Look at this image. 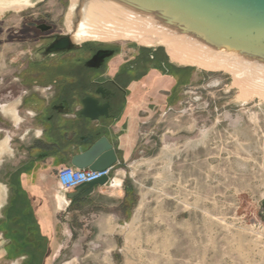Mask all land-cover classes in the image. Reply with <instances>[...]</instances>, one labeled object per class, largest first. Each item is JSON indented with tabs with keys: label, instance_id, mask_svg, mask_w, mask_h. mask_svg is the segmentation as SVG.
Here are the masks:
<instances>
[{
	"label": "rangeland",
	"instance_id": "1",
	"mask_svg": "<svg viewBox=\"0 0 264 264\" xmlns=\"http://www.w3.org/2000/svg\"><path fill=\"white\" fill-rule=\"evenodd\" d=\"M71 2L40 0L21 12L0 13V37L9 46L2 52L3 74L14 71L5 54L36 45L8 40L13 31L30 18L68 34ZM85 44L118 46L123 55L131 45L141 46L129 39L79 43ZM171 61L187 68L183 80L177 70L157 72L141 80L148 89L141 82L130 89L140 102L131 108L137 118L131 153L118 168L126 174V224L99 228L89 213L70 212L60 218L52 264H264V100H245L227 72ZM45 90L37 94L49 95ZM10 100L0 102L7 106L6 113L0 109L4 153L27 130L31 138L32 129L44 127L27 110L19 109L17 116L18 105ZM7 247L0 241V251ZM52 251L45 246L34 264H49ZM3 260L0 264L18 263Z\"/></svg>",
	"mask_w": 264,
	"mask_h": 264
},
{
	"label": "flooded vegetation",
	"instance_id": "2",
	"mask_svg": "<svg viewBox=\"0 0 264 264\" xmlns=\"http://www.w3.org/2000/svg\"><path fill=\"white\" fill-rule=\"evenodd\" d=\"M23 26L13 31L14 39L8 40L35 42L36 45H19L17 50L4 55V62L14 71L8 74L0 71V85L3 86L0 88V102L20 100V109L34 110L44 123L40 143L48 144L56 150L57 145L62 146L63 141L72 150H87L105 136L108 124L139 104V99L130 90L135 84L141 82V86L148 89L150 85L141 80H147L157 72L170 75L171 71L178 69L165 49L139 45H131L129 55H123L118 46L85 44L69 52L45 57L46 50L61 36L56 32L55 25L44 19L27 18ZM4 40L0 37V64L2 52L9 47L2 44ZM39 88L46 89L49 95L37 94ZM88 98L97 101V109L88 110L92 115H101L98 121L79 116L86 109L84 101ZM0 109L6 113L7 106L0 104ZM16 115L19 116L17 111ZM68 116H72L73 120H66ZM58 123L62 125L56 132ZM64 127L68 128L66 134L63 132L66 130ZM80 131H83L82 135ZM51 132H56V135H53V142L48 143L47 138L52 136ZM43 157L47 158V154ZM62 159L60 151L52 158V167H63L59 165ZM13 223L14 220L11 223L7 221L4 227L0 224V231L5 233L4 237L6 235L9 240L16 241L14 238L20 231L9 229ZM26 232L31 235L25 237L31 252L26 254L21 264H34L35 256L43 254L44 247L48 245L53 250L49 263L52 264L57 231L52 229L50 237L41 238L36 237V231L29 227Z\"/></svg>",
	"mask_w": 264,
	"mask_h": 264
},
{
	"label": "crops",
	"instance_id": "3",
	"mask_svg": "<svg viewBox=\"0 0 264 264\" xmlns=\"http://www.w3.org/2000/svg\"><path fill=\"white\" fill-rule=\"evenodd\" d=\"M20 102V100L16 101L18 114H20ZM27 111L32 119L37 117L34 110ZM65 118L73 120L72 116ZM136 122L135 113L129 110L106 126L104 135L111 141L119 157V162L113 169V183L110 186L98 188L93 195L82 200L70 199L71 192L58 190L60 187L54 175L56 169L50 165V159L62 151L64 165L71 166L73 156L80 151L71 149L68 152L70 147L65 141L62 146L57 145V150L48 144H41L44 127L32 129L31 138H27L29 132L27 130L25 135L18 136L16 146L9 143V148L5 153L1 148L2 141H0V224L4 227L7 221L11 223L14 220L9 229L14 228L20 231V234L14 238L16 241L9 240L6 235L4 237L5 233L0 231V241L9 245L4 251H0V259L18 261L15 264L24 261L26 254L31 252L28 247L29 243L27 245L25 242V237L31 236L26 232L28 227L36 231L35 235L38 238L50 237L52 229L58 230L60 218L66 220L70 212L79 214V216L82 213H89L88 216L98 218L99 228H105L110 224L118 228L126 224L122 216L128 208V204L124 201L126 199V174L118 168L131 153L132 148L130 147L136 135ZM20 123H17L16 131H19ZM56 126H58L56 131L58 132L61 124L58 123ZM2 130L4 127L0 124V132H3ZM51 134L52 136L47 138L48 143L54 140V132ZM32 140L34 143L31 142ZM57 140L59 141V137ZM44 154H47V158L43 157ZM105 214H110V217H105ZM30 221L33 222L32 225Z\"/></svg>",
	"mask_w": 264,
	"mask_h": 264
},
{
	"label": "water",
	"instance_id": "4",
	"mask_svg": "<svg viewBox=\"0 0 264 264\" xmlns=\"http://www.w3.org/2000/svg\"><path fill=\"white\" fill-rule=\"evenodd\" d=\"M36 1L40 0H31L34 5ZM90 1L102 2L118 14L144 22L146 27L148 24L157 32L184 38L202 50L231 58L239 68L264 76V0H79L73 9L74 30ZM79 47L81 45L74 42L68 32L50 45L45 57ZM156 47L163 48H148ZM84 104L86 109L79 116L98 121L101 115H92L88 110L97 109V101L88 98ZM118 162L116 149L103 136L87 150L74 155L71 166L104 172L114 169ZM108 182L109 178L103 177L82 184L69 198L85 199Z\"/></svg>",
	"mask_w": 264,
	"mask_h": 264
},
{
	"label": "bare ground",
	"instance_id": "5",
	"mask_svg": "<svg viewBox=\"0 0 264 264\" xmlns=\"http://www.w3.org/2000/svg\"><path fill=\"white\" fill-rule=\"evenodd\" d=\"M78 1L72 0L67 21L68 31L74 42L80 43L94 39L105 41L129 39L145 47H165L169 57L171 56V59L178 64L193 66L205 71H224L233 75L235 85L241 88L245 100L254 97L264 100V76L239 68L231 58L202 50L184 38L157 32L147 23L146 27L144 22L140 23L118 14L102 2L90 1L84 9L81 22L74 30L73 9ZM33 7L31 0H0V13L9 10L21 12Z\"/></svg>",
	"mask_w": 264,
	"mask_h": 264
},
{
	"label": "built area",
	"instance_id": "6",
	"mask_svg": "<svg viewBox=\"0 0 264 264\" xmlns=\"http://www.w3.org/2000/svg\"><path fill=\"white\" fill-rule=\"evenodd\" d=\"M113 168L104 172H94L89 169H78L73 166H63L57 171V181L59 187L64 192H73L77 187L85 183L97 181L103 177H108L109 182L106 186L113 183Z\"/></svg>",
	"mask_w": 264,
	"mask_h": 264
},
{
	"label": "trees",
	"instance_id": "7",
	"mask_svg": "<svg viewBox=\"0 0 264 264\" xmlns=\"http://www.w3.org/2000/svg\"><path fill=\"white\" fill-rule=\"evenodd\" d=\"M163 49V48H162ZM180 70H182V69H177V71H178V74H179V80H183L184 79V75L186 74V70H187V68H186V70H182L183 72H181ZM182 73V74H181ZM64 129H66L65 127H64ZM68 129V128H67ZM67 129L66 130H64L63 132H65L64 134H66V131H67ZM65 138V137H64ZM61 139V138H60ZM63 145V144H62ZM54 156H57V154L56 155H54ZM64 160L62 159V162H60L59 163V165H64V162H63Z\"/></svg>",
	"mask_w": 264,
	"mask_h": 264
}]
</instances>
